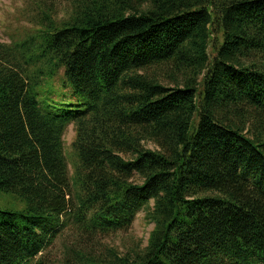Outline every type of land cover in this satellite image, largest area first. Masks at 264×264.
<instances>
[{
    "label": "trees",
    "instance_id": "obj_1",
    "mask_svg": "<svg viewBox=\"0 0 264 264\" xmlns=\"http://www.w3.org/2000/svg\"><path fill=\"white\" fill-rule=\"evenodd\" d=\"M66 1L0 42V264L140 213L143 248L56 264H264V0Z\"/></svg>",
    "mask_w": 264,
    "mask_h": 264
},
{
    "label": "rangeland",
    "instance_id": "obj_2",
    "mask_svg": "<svg viewBox=\"0 0 264 264\" xmlns=\"http://www.w3.org/2000/svg\"><path fill=\"white\" fill-rule=\"evenodd\" d=\"M38 6L52 8L58 18L68 10L66 0H0V42L9 44L19 42L33 34L40 19ZM211 44L209 53L213 56ZM74 138L72 126H69L64 137L63 147L68 162V173H73L71 143ZM148 149H154L152 144H145ZM23 203L12 194L0 193V210L17 211ZM151 224H147L140 213L132 227L127 232H119L108 237L82 238L72 225L63 229L54 243L43 253V261L47 264H56L72 249L83 248L92 256L104 257L108 249H116L121 255L133 254L146 245Z\"/></svg>",
    "mask_w": 264,
    "mask_h": 264
}]
</instances>
